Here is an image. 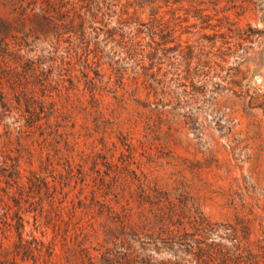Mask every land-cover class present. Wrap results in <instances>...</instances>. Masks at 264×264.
Segmentation results:
<instances>
[{
    "label": "trees",
    "instance_id": "1",
    "mask_svg": "<svg viewBox=\"0 0 264 264\" xmlns=\"http://www.w3.org/2000/svg\"><path fill=\"white\" fill-rule=\"evenodd\" d=\"M1 1L14 20L0 19V264H211L203 251L156 257L165 240L148 236L127 211L99 223L111 237L92 247L94 202L76 201L71 183L50 179L64 175L52 143L61 122L52 118L80 109L81 129L101 132L107 145L113 135L129 138L119 112L131 104L160 113L167 100L196 102L212 71L245 63L240 13L218 8L221 0ZM92 200L102 216L111 210L95 190ZM230 248L221 264L264 262L238 235Z\"/></svg>",
    "mask_w": 264,
    "mask_h": 264
},
{
    "label": "rangeland",
    "instance_id": "2",
    "mask_svg": "<svg viewBox=\"0 0 264 264\" xmlns=\"http://www.w3.org/2000/svg\"><path fill=\"white\" fill-rule=\"evenodd\" d=\"M218 8L228 9L233 18L240 13L245 63L212 71L196 102L167 100L160 113L153 105L131 104L119 112L129 138L113 135L107 145L101 132L92 136L93 128L81 129L84 111L66 118L61 110L53 116L52 122L61 124L53 125L52 143L64 152L53 153L64 175L50 179L71 183L66 189L76 201L94 202L91 213L99 231L90 237L92 247L111 237L102 224L127 211L143 222L148 236L165 240L158 242V258L203 251L201 259L221 264L220 253L232 251L236 235L264 252V0H221ZM0 19L14 20L1 0ZM27 67L21 68L24 74ZM76 122L73 137L68 132ZM93 190L111 207L104 216L92 200ZM52 234L49 229L46 237Z\"/></svg>",
    "mask_w": 264,
    "mask_h": 264
}]
</instances>
